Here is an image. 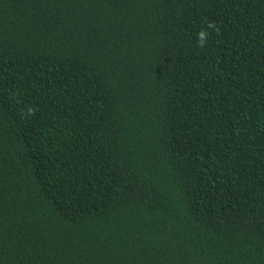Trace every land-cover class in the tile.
<instances>
[{
    "label": "trees",
    "instance_id": "16d2710c",
    "mask_svg": "<svg viewBox=\"0 0 264 264\" xmlns=\"http://www.w3.org/2000/svg\"><path fill=\"white\" fill-rule=\"evenodd\" d=\"M0 264H264V0H0Z\"/></svg>",
    "mask_w": 264,
    "mask_h": 264
},
{
    "label": "clouds",
    "instance_id": "9594fccd",
    "mask_svg": "<svg viewBox=\"0 0 264 264\" xmlns=\"http://www.w3.org/2000/svg\"><path fill=\"white\" fill-rule=\"evenodd\" d=\"M208 29H212L214 31H219V29L216 27V25L212 22H209L206 26V28H202L200 32L197 34V46L199 48H205L208 43V37L210 36V32ZM35 110L32 108L28 109L27 115L32 116L34 115Z\"/></svg>",
    "mask_w": 264,
    "mask_h": 264
}]
</instances>
